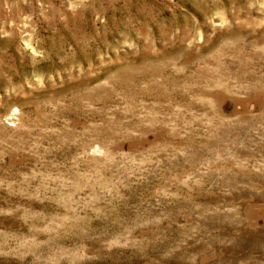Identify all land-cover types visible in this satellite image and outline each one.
<instances>
[{
	"label": "rangeland",
	"instance_id": "374dc122",
	"mask_svg": "<svg viewBox=\"0 0 264 264\" xmlns=\"http://www.w3.org/2000/svg\"><path fill=\"white\" fill-rule=\"evenodd\" d=\"M0 264H264V0H0Z\"/></svg>",
	"mask_w": 264,
	"mask_h": 264
}]
</instances>
